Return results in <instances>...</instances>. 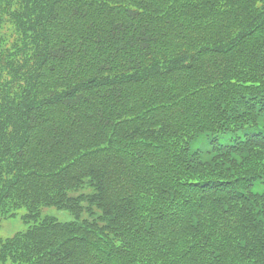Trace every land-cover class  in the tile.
<instances>
[{"label": "trees", "instance_id": "trees-1", "mask_svg": "<svg viewBox=\"0 0 264 264\" xmlns=\"http://www.w3.org/2000/svg\"><path fill=\"white\" fill-rule=\"evenodd\" d=\"M22 208L0 264H264V0H0Z\"/></svg>", "mask_w": 264, "mask_h": 264}, {"label": "rangeland", "instance_id": "rangeland-1", "mask_svg": "<svg viewBox=\"0 0 264 264\" xmlns=\"http://www.w3.org/2000/svg\"><path fill=\"white\" fill-rule=\"evenodd\" d=\"M226 141L227 140L225 138L222 139V142ZM25 213H27V210L22 208L17 216L4 219L0 227V237H12L18 232L27 230L31 224H34V221L29 223L22 218V214ZM46 215L56 216L61 221H72L74 219V216L69 211L59 209L56 206L44 208L42 210L41 217Z\"/></svg>", "mask_w": 264, "mask_h": 264}]
</instances>
